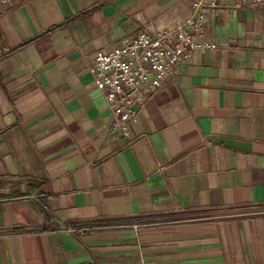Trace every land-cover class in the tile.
<instances>
[{
  "label": "crops",
  "instance_id": "0c3cea01",
  "mask_svg": "<svg viewBox=\"0 0 264 264\" xmlns=\"http://www.w3.org/2000/svg\"><path fill=\"white\" fill-rule=\"evenodd\" d=\"M204 10V39L130 137L98 51L191 0L0 2V264H264V10Z\"/></svg>",
  "mask_w": 264,
  "mask_h": 264
},
{
  "label": "built area",
  "instance_id": "2783aa9c",
  "mask_svg": "<svg viewBox=\"0 0 264 264\" xmlns=\"http://www.w3.org/2000/svg\"><path fill=\"white\" fill-rule=\"evenodd\" d=\"M194 14L183 24L157 34L124 38L109 51H98L90 71L96 87L105 95L114 115L113 130L130 137V125L138 121V104L162 87L175 68L199 49L216 45L204 39V10L226 0H191ZM236 8L264 10V0H235ZM12 4L13 0H0ZM9 49L0 39V57Z\"/></svg>",
  "mask_w": 264,
  "mask_h": 264
}]
</instances>
